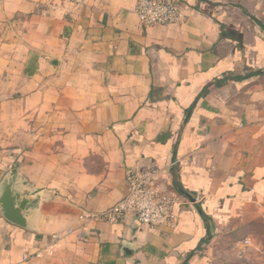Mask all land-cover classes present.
Wrapping results in <instances>:
<instances>
[{"label": "crops", "instance_id": "1", "mask_svg": "<svg viewBox=\"0 0 264 264\" xmlns=\"http://www.w3.org/2000/svg\"><path fill=\"white\" fill-rule=\"evenodd\" d=\"M178 1L144 27L137 0H0V177L44 197L34 231L0 216V264H264V0ZM149 163L172 227L84 218Z\"/></svg>", "mask_w": 264, "mask_h": 264}, {"label": "built area", "instance_id": "2", "mask_svg": "<svg viewBox=\"0 0 264 264\" xmlns=\"http://www.w3.org/2000/svg\"><path fill=\"white\" fill-rule=\"evenodd\" d=\"M182 11L178 0H137L133 7L138 23L144 27L179 25ZM163 171L153 163L129 170L125 174L127 188L122 199L107 211L84 218L116 224L128 217L149 228L172 227L176 220L173 209L179 199L162 179Z\"/></svg>", "mask_w": 264, "mask_h": 264}, {"label": "water", "instance_id": "3", "mask_svg": "<svg viewBox=\"0 0 264 264\" xmlns=\"http://www.w3.org/2000/svg\"><path fill=\"white\" fill-rule=\"evenodd\" d=\"M44 197L24 182L17 168L0 177V216L22 229L34 231Z\"/></svg>", "mask_w": 264, "mask_h": 264}]
</instances>
